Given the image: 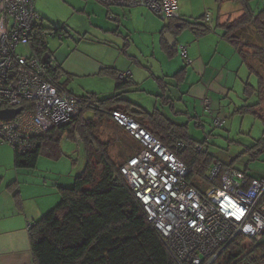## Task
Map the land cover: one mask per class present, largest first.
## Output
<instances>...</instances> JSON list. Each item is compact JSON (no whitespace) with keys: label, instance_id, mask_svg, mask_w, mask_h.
I'll use <instances>...</instances> for the list:
<instances>
[{"label":"trees","instance_id":"trees-1","mask_svg":"<svg viewBox=\"0 0 264 264\" xmlns=\"http://www.w3.org/2000/svg\"><path fill=\"white\" fill-rule=\"evenodd\" d=\"M216 1L219 4L222 0ZM238 1L242 14L220 26L223 32L221 38L236 50L241 63L256 77V86L246 82L243 94L256 95L257 99L251 105L234 106V113H252L264 124V116L260 113L264 99L263 76L253 70L249 63L250 59L256 60L264 72V48L243 43L239 37L242 30L252 26L257 38L264 41V9L255 13L249 7V0ZM204 17L193 23L179 18L168 20L160 35L163 38L165 34H169L176 40L183 31L189 30L199 38L204 37L213 31L204 23ZM43 30L42 24H37L36 16L31 49L41 57L47 54V48L40 37ZM58 31L60 30H52L55 35ZM127 37L123 38L124 41H127ZM127 45L128 43L124 45V54ZM166 48L168 58L175 56L176 45ZM53 67L55 72L53 69L51 72L56 78V85L79 100V112L68 123L53 126L46 132L30 138L27 147L20 149L7 144L13 148V168L33 170L40 157L48 160L70 158L61 150L60 143L64 138L81 145L85 163L80 173L74 176L70 188L57 189L60 195L59 203L38 221L28 225L33 264H177L167 253L159 233L147 222L142 206L120 174L121 166H117L109 158L108 146L94 137L93 121L108 120L114 111H118L139 123L185 165L188 170L185 181L200 193L203 186L209 189L220 185V175L213 181L210 180L211 170L218 164L211 155L204 152L201 143L188 136L184 125L171 122L158 110L151 113L134 110L130 108L129 103L121 100L118 94L103 99L95 94L75 96L66 87L72 80L71 76L63 72L60 64L54 62ZM101 74L114 78L116 91L124 90L133 83L131 75L121 74L114 69H103ZM120 75L123 77L120 78ZM184 76L185 69H181L171 78L182 82ZM154 80L159 88H164L163 79ZM121 102L126 105H121ZM223 119L225 123V118ZM177 143L182 146L174 149ZM253 147H256V152L251 155L255 159V153H258L260 148L259 144ZM71 161L73 165L77 164ZM220 165L222 171L224 168H232V163ZM241 173L248 179H253L244 171ZM1 183L0 178V186ZM15 186L16 183H12L6 189L12 194L18 207L19 198ZM245 241L247 240L244 237H237L213 264H264V239L258 242L247 241L248 246H245Z\"/></svg>","mask_w":264,"mask_h":264},{"label":"rangeland","instance_id":"rangeland-1","mask_svg":"<svg viewBox=\"0 0 264 264\" xmlns=\"http://www.w3.org/2000/svg\"><path fill=\"white\" fill-rule=\"evenodd\" d=\"M222 2V14L227 13L231 20L241 15L238 1ZM176 3L179 12V0ZM250 7L254 12L263 10L264 0H250ZM33 10L37 16V24H42L44 29L40 37L47 48L46 55L60 64L67 73L74 75L66 87L75 96L95 94L103 99L118 94L134 110L148 113L158 110L171 122L184 125L188 136L201 143L204 152L211 155L218 165L232 163V169L244 171L253 179H264L263 121L252 113H234V106L251 105L257 99L256 95L243 94V83L248 82L252 86L257 84L256 77L248 72L245 65L241 64L239 73L236 72L235 63L227 66L228 70L233 71L228 81L230 92H221V95L210 92L205 98V87H209V81L205 78L211 76L210 71L199 82L196 75L185 77L182 82L171 78L186 67V64L178 54L168 58L161 52V28L155 34L152 31L156 22L159 21L162 25L165 21H161L154 14L151 15L154 19L144 24L139 15L135 16L140 9L105 7L95 0H34ZM129 13L132 14L131 17ZM206 17L209 16L204 17L205 21ZM204 23L210 29L214 28L211 20ZM52 30L60 31L55 35ZM254 30L252 26L242 30L239 34L241 41L264 48V41L257 38ZM215 31L217 34L223 33L219 28ZM126 36L129 44L124 49V54L126 41L123 38ZM184 40L185 35L177 41ZM21 52L27 54L30 50L22 48ZM249 63L253 70L263 76L264 84V72L259 62L250 59ZM108 68L131 75L133 83L124 90L116 91L114 78L101 74L103 69ZM154 78L164 80L163 89L159 88ZM204 99L211 103V115L203 108ZM120 104L126 105L123 102ZM260 113L264 116V99ZM89 116L87 117L90 118ZM223 118L224 126L216 127L214 120ZM112 121V114L108 120L93 121V133L96 139L108 146L109 158L120 167L127 158L138 152L139 146L123 128ZM255 144H259L260 151L255 153L254 159L251 154L256 152V147H253ZM60 145L63 153L70 155L68 159L77 163L81 170L85 163L81 145L65 138ZM4 153L10 156L2 162L0 171L16 176L17 172L12 166L13 158L10 161L13 148L0 141V156ZM207 189L203 186L202 193ZM263 199L264 196L262 201ZM248 245L245 241V246Z\"/></svg>","mask_w":264,"mask_h":264},{"label":"built area","instance_id":"built-area-1","mask_svg":"<svg viewBox=\"0 0 264 264\" xmlns=\"http://www.w3.org/2000/svg\"><path fill=\"white\" fill-rule=\"evenodd\" d=\"M95 1L105 7H143L163 21L178 18L176 0ZM33 2L0 0V111L20 109L14 118L0 120V141L20 149L30 138L68 123L79 112V100L56 85L54 62H43V56L31 49ZM22 48L30 52L23 54ZM178 52L188 64L186 47L180 46ZM202 104L211 115L209 100ZM112 119L139 146L120 172L177 264H213L239 236L249 242L264 239V179H248L218 165L210 180L220 175V185L200 193L185 181V165L139 123L118 111ZM214 121L216 127L224 125V119ZM181 146L177 143L174 149Z\"/></svg>","mask_w":264,"mask_h":264},{"label":"crops","instance_id":"crops-1","mask_svg":"<svg viewBox=\"0 0 264 264\" xmlns=\"http://www.w3.org/2000/svg\"><path fill=\"white\" fill-rule=\"evenodd\" d=\"M179 2V19H186L185 21L190 20L189 22L193 23L198 17L209 16L214 27L211 33L201 38L195 35V33L189 32V30L183 31L181 35L176 38V54H178V48L180 46H185L189 62L188 64L186 62V67L183 68L185 69L184 79L185 77L196 75L198 77L197 82H199L202 81L210 71L211 76L205 78L209 81V87H207V89L205 87L203 96L206 98L210 92H216L221 95V92L223 93L229 90L228 81H230V75L233 72L232 70H228L227 66L235 63L237 67L236 72L239 73L242 63L236 50L221 38L222 33L217 34L215 30L217 28L220 29V26L237 19L241 15L231 20L227 13L226 15L222 14L221 8L223 2L218 4L216 0H179ZM131 9L141 10V13L139 12L140 10H138L135 16L139 15L142 20H144V24L154 19L151 16L153 13L146 8L139 7ZM129 14L131 17L132 14ZM160 23L159 21L156 22L152 34H155L159 28H161V32L167 21L162 25ZM201 23L203 24V22ZM183 35H185V40L177 41ZM159 36V48L166 56V47H168V45L161 37L160 33ZM126 43L129 44L128 37ZM48 60H51V58L48 57ZM238 61H240L239 64ZM62 70L65 74H69L63 68ZM69 76H71V78L74 77L72 74H69ZM244 84L245 83H243L241 87H244ZM65 155L68 156V154ZM9 156L10 154L8 153H4L0 156V167H2V162L7 160ZM12 158L13 157L10 158V161ZM79 170L77 164L73 165L68 157H62L58 160H48L40 157L35 169L15 170V172H17L16 176H9L8 173L0 171L2 182L0 186V264H33L28 225L38 221L59 203L60 195L57 189L70 188L73 184L74 176L80 173L81 170ZM12 183H16L14 189L18 192V207L15 205L11 193L6 189V187Z\"/></svg>","mask_w":264,"mask_h":264},{"label":"water","instance_id":"water-1","mask_svg":"<svg viewBox=\"0 0 264 264\" xmlns=\"http://www.w3.org/2000/svg\"><path fill=\"white\" fill-rule=\"evenodd\" d=\"M163 39L165 40V42L167 43L169 48H173L176 45V40L169 34H165L163 36ZM48 55H44L42 57V61L46 62V60L48 59ZM20 112V109H14V110H2L0 111V120H8V119H12L15 116H17Z\"/></svg>","mask_w":264,"mask_h":264},{"label":"bare ground","instance_id":"bare-ground-1","mask_svg":"<svg viewBox=\"0 0 264 264\" xmlns=\"http://www.w3.org/2000/svg\"><path fill=\"white\" fill-rule=\"evenodd\" d=\"M46 61H49L48 59Z\"/></svg>","mask_w":264,"mask_h":264}]
</instances>
